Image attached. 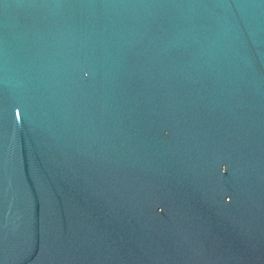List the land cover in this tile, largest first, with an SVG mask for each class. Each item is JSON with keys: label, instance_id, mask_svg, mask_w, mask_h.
I'll return each mask as SVG.
<instances>
[{"label": "water", "instance_id": "1", "mask_svg": "<svg viewBox=\"0 0 264 264\" xmlns=\"http://www.w3.org/2000/svg\"><path fill=\"white\" fill-rule=\"evenodd\" d=\"M0 264H264V0H0Z\"/></svg>", "mask_w": 264, "mask_h": 264}]
</instances>
